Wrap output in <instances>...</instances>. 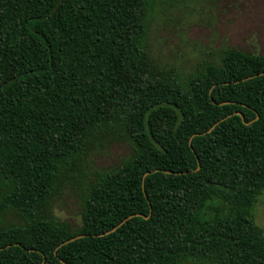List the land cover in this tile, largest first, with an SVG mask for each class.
I'll return each instance as SVG.
<instances>
[{
    "label": "trees",
    "instance_id": "1",
    "mask_svg": "<svg viewBox=\"0 0 264 264\" xmlns=\"http://www.w3.org/2000/svg\"><path fill=\"white\" fill-rule=\"evenodd\" d=\"M158 1L0 0V264H264V53L162 66ZM108 141L129 154L89 175ZM79 178L73 228L52 201Z\"/></svg>",
    "mask_w": 264,
    "mask_h": 264
},
{
    "label": "rangeland",
    "instance_id": "2",
    "mask_svg": "<svg viewBox=\"0 0 264 264\" xmlns=\"http://www.w3.org/2000/svg\"><path fill=\"white\" fill-rule=\"evenodd\" d=\"M150 46L162 66L188 73L203 60L217 57L224 48L264 53V0H160L156 3L147 30ZM126 141H108L89 157V175L115 167L130 152ZM88 179H68L53 197L56 217L77 227L83 189ZM254 218L264 231V191L258 197ZM0 219L17 224L14 211ZM1 225V223H0ZM183 264H207L190 260Z\"/></svg>",
    "mask_w": 264,
    "mask_h": 264
},
{
    "label": "water",
    "instance_id": "3",
    "mask_svg": "<svg viewBox=\"0 0 264 264\" xmlns=\"http://www.w3.org/2000/svg\"><path fill=\"white\" fill-rule=\"evenodd\" d=\"M262 73H263V72H261V73H259V74L251 75V76H248V77H246V78H244V79H248V78L254 77V76H256V75H260V74H262ZM235 113H238V114L241 115V117H242V114H241L240 112H235ZM224 118H225V117H224ZM224 118H221V119L217 120V121L212 125V127L215 126L219 121L223 120ZM242 118H243V117H242ZM256 118H258V116H257ZM256 118H255V119H256ZM246 123H247V122H246ZM199 166H200V163H199V161H198V159H197V168H196V169H198ZM156 170H159V169H156ZM144 175H145V174H144ZM143 177H144V176H143ZM142 185H143V183H142ZM136 215H141V213H133V214H130V215L127 216L124 220H122L118 225H116L115 227H113L110 231H113V230L116 229L119 225H121L122 223H124L125 220L129 219V218L132 217V216H136ZM145 217H148V216H145ZM80 236H83V235H78V236H75V237L69 238V239L63 241L61 244H64V243H66V242H68V241H70V240H73V239H75V238H77V237H80ZM0 249H1V247H0ZM42 264H43V262H42Z\"/></svg>",
    "mask_w": 264,
    "mask_h": 264
}]
</instances>
